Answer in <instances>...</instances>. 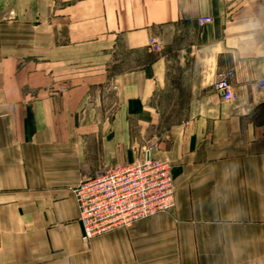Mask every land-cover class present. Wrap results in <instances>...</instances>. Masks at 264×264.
Here are the masks:
<instances>
[{
    "label": "crops",
    "instance_id": "0c3cea01",
    "mask_svg": "<svg viewBox=\"0 0 264 264\" xmlns=\"http://www.w3.org/2000/svg\"><path fill=\"white\" fill-rule=\"evenodd\" d=\"M185 27L197 35L187 115L154 150L176 206L86 242L74 189L126 162L129 119L153 116L162 61L115 74L111 120L91 122L89 81L69 74V56L91 41L149 52ZM229 73L232 101L214 88ZM261 81L264 0H0V264H264Z\"/></svg>",
    "mask_w": 264,
    "mask_h": 264
},
{
    "label": "rangeland",
    "instance_id": "374dc122",
    "mask_svg": "<svg viewBox=\"0 0 264 264\" xmlns=\"http://www.w3.org/2000/svg\"><path fill=\"white\" fill-rule=\"evenodd\" d=\"M196 36V32L189 27L172 28L160 32L162 47L159 52H155L149 44L147 46L149 52L142 50L135 54H116L113 52V43L104 44L103 41H91L77 45L79 49H75L72 59L69 56V61L73 62V68L69 70V74H73L75 81H80L82 78H87L89 81L91 122L101 120V117L98 116H106V121L111 120L109 114L113 112L115 95L112 80L115 74L126 72L131 64L133 66L134 63H144L149 58L162 61L155 91L148 102L153 108V116L129 119L132 124V132L125 135L127 147L124 157L126 162L105 164L98 171L143 160L147 150H152L154 154V150L160 144L169 140L170 127L184 120L187 115L192 82L193 58L189 50ZM104 45L109 48L103 49ZM116 61L122 64L121 69L115 68ZM103 103H105L104 107ZM140 104L138 103V105ZM103 108L105 110L101 111ZM98 109H101L100 113H98ZM108 136L112 137V134H108ZM111 151V153L114 152L112 148ZM107 154L110 153L107 152ZM129 155L132 158L127 161Z\"/></svg>",
    "mask_w": 264,
    "mask_h": 264
},
{
    "label": "built area",
    "instance_id": "2783aa9c",
    "mask_svg": "<svg viewBox=\"0 0 264 264\" xmlns=\"http://www.w3.org/2000/svg\"><path fill=\"white\" fill-rule=\"evenodd\" d=\"M213 22L212 17H202L201 25ZM150 46L161 50L156 38ZM229 73L216 81L214 88L227 101L237 95L230 83ZM264 86V81L260 83ZM1 119V114H0ZM82 224V239L90 242L116 228L130 227L134 223L167 213L176 206L172 166L169 160H161L147 150L143 160L105 168L85 178L74 189Z\"/></svg>",
    "mask_w": 264,
    "mask_h": 264
}]
</instances>
